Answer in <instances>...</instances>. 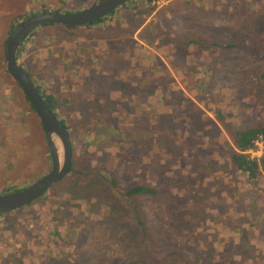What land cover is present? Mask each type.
Masks as SVG:
<instances>
[{
  "label": "rangeland",
  "instance_id": "1",
  "mask_svg": "<svg viewBox=\"0 0 264 264\" xmlns=\"http://www.w3.org/2000/svg\"><path fill=\"white\" fill-rule=\"evenodd\" d=\"M93 1L45 3L48 11L74 13ZM121 6L107 25L34 28L43 44L37 60H49L55 79L61 80V67L68 76L70 93L59 94L81 105L75 89L84 81L91 91L85 102L97 106L74 114L64 107L58 114L79 144L73 166L87 174H67L0 222V264H264V186H244L234 176L227 135L232 123L238 129L264 125V0H158L142 24L130 2ZM25 7L32 8L27 0H0V57L7 25ZM29 34L20 55L32 65L39 48ZM49 44L62 49L60 56ZM77 45L96 49L82 57ZM67 65L77 66L75 78ZM153 84L160 85L155 95ZM9 89L0 72V190L11 193L44 176L49 157L20 94V108L11 114L20 117L24 109L27 129L12 116L4 120ZM116 89L128 93L120 98ZM100 122L126 134L121 146L112 143L116 133L96 126ZM254 146L248 154L258 158L261 143ZM133 186L160 194L125 198L124 189ZM20 224L26 232L17 231ZM46 229L57 236L46 238ZM26 233L36 239L16 249L11 238L21 242Z\"/></svg>",
  "mask_w": 264,
  "mask_h": 264
},
{
  "label": "trees",
  "instance_id": "2",
  "mask_svg": "<svg viewBox=\"0 0 264 264\" xmlns=\"http://www.w3.org/2000/svg\"><path fill=\"white\" fill-rule=\"evenodd\" d=\"M45 1L46 0H27L28 7L32 6V8L28 9L25 7L23 9L22 14L15 15V16H13L14 18L11 17L13 19L7 25L6 37L15 24H17L19 21H21V20H23L29 16L41 14V13H59V14H67L68 13V12L62 11L61 9H53L52 11H48L47 8L49 6L46 5L47 3H45ZM63 1H66V0H63ZM153 1H158V0H140L137 4L138 8H140V9H138L137 6H133V4H132L133 0L129 1L130 7H133L134 9H136L138 11V12H135V14H134V15L138 14V18H137L138 22L137 23H140V24L143 23L141 21H143L144 16H147V15H145V13L146 14L150 13V11L153 8V6H150V3ZM129 2H127V4H126L127 6L122 5L121 8H123L125 6L129 7ZM144 5H146V7H144ZM161 10H163V8H161ZM115 12H116V10L113 11L112 13H110L109 15H107L106 17L101 18V19H99V20H97L91 24H87L85 26L77 27V28L78 29L82 28V29L87 30L90 27H95L94 25H99V24H104V23H106L104 25H107L110 22H112L111 18L113 16V14H115ZM159 13H161V11ZM142 15H143V17H142ZM131 20L133 22H135V19L132 18ZM43 26L45 27V26H51V25L50 24L41 25L40 27H43ZM61 27H63V26H61ZM64 28L76 29L75 27H64ZM32 31L30 34L32 35L33 45L37 46V48H39V49H37L38 51L36 50V52L34 51V49L33 50L28 49V50L34 51L32 56H31V59H33V56L36 54L33 64L29 65V57L28 58H22V56L20 55L22 52H25V50H26V48L23 47V44L26 41V39H28V38H25V41H23L16 48L15 53H14V61L20 67V69L28 75L36 93L39 95L43 104L48 108V110L55 116V118L58 120V122L66 130L67 135H68V140L70 143V149H71L70 168H69L67 174L71 173V176H72V174L75 173V176L77 178H79V177H82L83 175L87 174L85 171L80 170V169H75L73 166L72 158H73L74 151H75L73 149H74V147L78 148L79 144L75 143L74 140H72L73 138H71L72 136L68 132V126H66L64 121H61L58 114L60 113V111L64 107L67 109L71 107V112L73 114L78 113V112H83V111L94 112L95 111L94 109L96 108L97 104H95V108H93V109L88 107L87 103L85 102V99L87 98V96H89L91 94V91L87 90L84 87V81H82V84H80L77 87V89H75L76 94H78V96H79V102L81 103V105L71 106V100L68 96L71 89H70V85L68 83L69 82L68 76L66 77L64 68L61 67V71H60V72H62L61 77H60L61 80L55 79V74L57 71H55L54 69L49 70L47 68L49 60H46L47 58L45 60H37L38 53L41 50H43L42 49L43 44H42L41 39H39L38 37H35L36 34H35L34 29ZM30 34H29V36H30ZM73 35H74V38L72 39V41H75L78 35L76 33H74ZM113 35H117V33L113 34ZM71 38H66V39L64 38L63 41L69 42ZM5 42H6V38L3 41V46H2L3 52H4ZM105 44L107 47L108 42L105 41ZM77 46H78V52L82 55V57H84V56L86 57L90 52H93V50L96 49V48H92V47H89V48L84 47L86 45H77ZM49 47H51L53 49H57L58 50V54H57L58 56H60V54L62 53L61 52L62 49L60 50V48H58V47L55 48L52 45L48 46V48ZM95 47H101V45L97 44V45H95ZM227 47H229V46H227ZM104 50H101L99 55H102ZM51 54L52 53H47V57H50ZM66 67L71 69L70 72L75 78V74L77 75V71H79L77 66L76 65L75 66H71V65L68 66L67 65ZM0 72L4 75V77L7 81V85L10 86V89L7 90L5 92V94L3 95V98L5 101L2 99L3 105L10 108V113L7 115H4V120H7L8 118H10L12 116V118H14V121L16 122V124L21 125V128H24L22 125H24L26 127V124H27V120H26L25 115H24V109H21L22 112L20 113L21 114L20 117L19 116L13 117L14 114H11V110L20 108V106H18V104H17L19 102H17V100H16L17 99L16 94H20V96L25 101L29 111L31 113H32V111H31L30 107L28 106L25 98L23 97L19 87L6 76V74L4 72L3 57H0ZM63 74H64V76H63ZM62 78H64V79H62ZM153 85L154 86L152 87V91H154L153 94L155 95L156 92H158L157 90H159V88H160L158 86H160V85H158V86L155 84H153ZM65 88H67L66 92L68 94L66 96L65 95L61 96V94H59V93L62 92V90L64 91ZM116 91L118 93L117 96H119L120 98L125 97L128 93V91H126L125 93L124 92L120 93L119 89H116ZM161 96L163 97V94L159 92L158 98L156 99V101H158L159 98H161ZM153 106H155V105H153ZM12 118H10V119H12ZM216 118L219 121L222 120V118H219V116H216ZM35 119H36V117H35ZM96 126L100 129H102L103 133H105L104 131H110L109 132L110 134L112 132L116 133L115 141L113 140L114 142H112V143L117 142L116 144L118 146H121L122 141L126 136V134L124 132L120 133V132H118V130L116 131L114 128L111 131V126H112L111 123L100 122V123H97ZM236 127H237V125H235V123H232V125L229 124V127L227 128L228 138L234 146V149L231 148L230 154L228 156L229 166L232 168L234 176H237L238 178H240L241 181H243L244 186L249 185V186L257 187V185L260 182L264 186V125L258 126V127L244 128V129H240V128L238 129ZM24 129H27V128H24ZM105 134H107V133H105ZM98 135L102 136L101 132H98ZM106 140H111V139H106ZM257 141H259L261 143V155L258 158H251L248 153L250 152V150L254 149V147H255L254 143ZM62 181H63V179L60 182H62ZM109 182L113 183V179L110 178ZM81 184L82 183H80V182L75 183L77 188H80ZM10 190H14V189L11 188V189L6 191L4 188V189L0 190V195L10 193ZM123 192H124L123 196L125 198H130V197H134V196H138V195L157 196V194L158 195L160 194V193H156V191H154L153 189H151L149 187H144V186L127 187L124 189ZM192 198H194V197H192ZM60 201H62L61 198H58V202H60ZM46 202H48V199H46ZM33 203L34 202L25 206L23 209L29 208ZM184 205L187 206L189 208V210L193 208V206L191 205V202L186 201V203ZM21 210H22V208L14 210V211H10V212H1L0 213V222H2L5 219V217L10 216V215L14 214L15 212L21 211ZM33 221H34V219L32 220L31 218H29V224L30 225H31V223H34ZM29 229L30 228H28L27 230H29ZM34 230H36V229H34ZM46 230H48V229H46ZM17 231L20 233H21V231L26 232L25 227L22 226L21 224L17 227ZM52 231H54V229L47 231L46 238H55L57 236ZM28 235L29 234L26 233L25 238H23V241H21V242H19L18 238H11L12 242L15 241L17 243L16 245H14L16 247V249H17V245L19 243H21V246H22L23 242H26V243L31 242L32 243L36 239L35 237L30 238ZM0 242L4 243L5 239L0 238ZM57 242L58 241L55 240V244ZM62 259H66V258H62ZM19 264H22V262Z\"/></svg>",
  "mask_w": 264,
  "mask_h": 264
},
{
  "label": "water",
  "instance_id": "3",
  "mask_svg": "<svg viewBox=\"0 0 264 264\" xmlns=\"http://www.w3.org/2000/svg\"><path fill=\"white\" fill-rule=\"evenodd\" d=\"M130 0H94L86 8L67 14L41 13L29 16L13 26L4 46V71L20 89L42 130L49 157L48 172L27 187L0 195V213L23 208L40 198L52 185L60 182L70 168L71 149L64 127L43 104L28 75L14 61L16 48L40 25L82 27L106 17Z\"/></svg>",
  "mask_w": 264,
  "mask_h": 264
},
{
  "label": "flooded vegetation",
  "instance_id": "4",
  "mask_svg": "<svg viewBox=\"0 0 264 264\" xmlns=\"http://www.w3.org/2000/svg\"><path fill=\"white\" fill-rule=\"evenodd\" d=\"M95 22V21H94ZM91 23H93V22H91ZM91 23H89V24H91ZM75 28H77V27H75ZM53 186V185H52Z\"/></svg>",
  "mask_w": 264,
  "mask_h": 264
},
{
  "label": "crops",
  "instance_id": "5",
  "mask_svg": "<svg viewBox=\"0 0 264 264\" xmlns=\"http://www.w3.org/2000/svg\"><path fill=\"white\" fill-rule=\"evenodd\" d=\"M146 104H147V100H146ZM263 220H264V218H263ZM264 236V235H263Z\"/></svg>",
  "mask_w": 264,
  "mask_h": 264
}]
</instances>
